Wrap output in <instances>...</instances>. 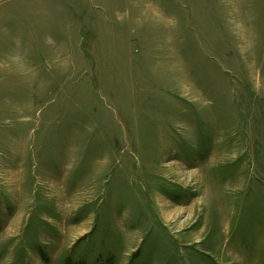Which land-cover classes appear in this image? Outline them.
Masks as SVG:
<instances>
[{"label": "rangeland", "instance_id": "rangeland-1", "mask_svg": "<svg viewBox=\"0 0 264 264\" xmlns=\"http://www.w3.org/2000/svg\"><path fill=\"white\" fill-rule=\"evenodd\" d=\"M0 264H264V0H0Z\"/></svg>", "mask_w": 264, "mask_h": 264}]
</instances>
